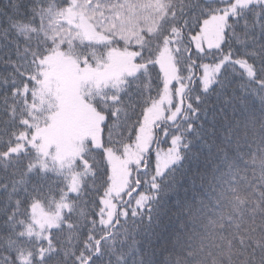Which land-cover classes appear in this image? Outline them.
I'll list each match as a JSON object with an SVG mask.
<instances>
[{"label":"snow or ice","instance_id":"obj_1","mask_svg":"<svg viewBox=\"0 0 264 264\" xmlns=\"http://www.w3.org/2000/svg\"><path fill=\"white\" fill-rule=\"evenodd\" d=\"M63 57L121 67L94 129L67 137L37 115ZM221 73L242 111L191 195L151 148L120 176L145 113ZM0 264H264V0H0Z\"/></svg>","mask_w":264,"mask_h":264},{"label":"trees","instance_id":"obj_2","mask_svg":"<svg viewBox=\"0 0 264 264\" xmlns=\"http://www.w3.org/2000/svg\"><path fill=\"white\" fill-rule=\"evenodd\" d=\"M237 51H239V48H237ZM106 60L95 64L89 63L81 66L80 62L75 58H57L54 67L48 76L49 83H51L52 86L54 81L66 80L67 83L72 82V84L76 85V89H80L76 82L80 81V76L77 75V71L79 70L84 73L87 72L89 77H91L94 73H101V69L98 70L99 67H102L103 70H107L106 67H110L114 62L111 59L109 61ZM114 65H118L119 67ZM114 65L111 67L112 69L115 70L120 68L118 63H115ZM74 67L77 70H74ZM115 72H117V70ZM104 75L106 74L104 73ZM196 79L197 78L193 76L192 80L188 81V88L182 94L183 100L178 103L179 108L173 112L174 115L171 119L168 120L167 117L158 118L156 116H152L149 119L152 121V128L158 129L155 133L159 132L157 135L164 134L163 140L157 142L156 138L152 142L151 151L154 153V160L152 163L156 170L155 176L159 179L165 172H167L168 176L165 177V179L172 181L174 178L181 198L185 195L183 189L186 187L189 189L188 195H191V181L197 179L199 173L202 170H205V161L209 155L207 145L212 143L213 137L219 142L221 139V132H227V129L224 127L225 117L229 118L230 121H234L242 111L239 100V97L241 96V87L234 79L230 80L221 73L218 77L220 83L211 85L207 92L200 91L202 85L199 82L193 86V81H196ZM106 82H108V80L102 82L104 86L101 87L102 89L100 91H95V89H93L87 93L86 96H82L86 97L84 99L86 105L98 116V118L100 115H103L104 102L115 91V87H109V83L105 85ZM198 97L199 102H197ZM247 99L248 97H245V100ZM40 103L41 100L38 101L39 109L37 115L41 120L47 111L40 110ZM189 103L191 104V107H189ZM63 111L64 105L62 108L53 109L52 112H54L55 115L66 117L67 114H63ZM158 126L159 128H157ZM93 129L94 127L90 125L83 128L84 131ZM171 145L178 147V159L176 161L175 157L173 162H176L174 164H171L170 166L168 165L163 171H158L155 150H157L156 148H169ZM214 148L215 145H213V150ZM173 165H175V167H173ZM135 175L136 173L133 172V178H135ZM176 195L177 193L173 192L165 197L163 192H161L162 199L158 203L164 204L166 202L171 206ZM138 198H143V193L141 194V197Z\"/></svg>","mask_w":264,"mask_h":264},{"label":"rangeland","instance_id":"obj_3","mask_svg":"<svg viewBox=\"0 0 264 264\" xmlns=\"http://www.w3.org/2000/svg\"><path fill=\"white\" fill-rule=\"evenodd\" d=\"M107 60L109 61L110 59ZM115 63L116 62H113L110 67H106L107 70H103L102 67H99L98 70L101 69V73H94L91 77H89L87 72L84 73L78 70L77 75L80 76V81L76 82L80 89H76V85L72 84V82L67 83L66 80L54 81L52 86L49 80H47V84L42 90L40 99V110L47 111L45 116L40 120L44 133L47 134L51 132L57 136L67 137L76 132L84 131L83 128L87 125L94 127L98 121V116L88 108L84 100L86 97L82 96H86L87 93L93 89H95V91H100L102 89L101 87L104 86L102 82L107 80L108 82H106L105 85L109 83V87H114L121 74V67L115 70L111 68ZM114 66L119 67L118 65ZM74 70L77 69L74 67ZM116 70L117 72H115ZM103 72L106 75H104ZM161 100H163V96ZM63 105V114H67L66 117L55 115L54 112H52L53 109L62 108ZM178 108L179 104H177L176 108H172L170 105L161 102L158 107H153L145 113L144 121L138 131L135 145L126 150L123 160L116 162V169L120 176L127 174V165L129 163H139L147 153V150L152 147L154 139L157 138L158 142L164 139V134L157 135L159 132L153 135L152 121L149 119L152 116H156L158 118L167 117L169 120L173 117V112L178 110ZM156 149L155 157L158 171L165 170V167L177 161L179 153L177 146L171 145L169 148H165L166 150L164 148ZM175 157L176 161L173 162Z\"/></svg>","mask_w":264,"mask_h":264},{"label":"flooded vegetation","instance_id":"obj_4","mask_svg":"<svg viewBox=\"0 0 264 264\" xmlns=\"http://www.w3.org/2000/svg\"><path fill=\"white\" fill-rule=\"evenodd\" d=\"M157 128H159V127H157Z\"/></svg>","mask_w":264,"mask_h":264}]
</instances>
